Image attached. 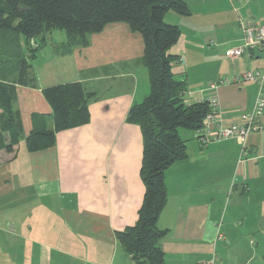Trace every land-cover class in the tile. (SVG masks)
I'll use <instances>...</instances> for the list:
<instances>
[{
  "label": "crops",
  "instance_id": "1",
  "mask_svg": "<svg viewBox=\"0 0 264 264\" xmlns=\"http://www.w3.org/2000/svg\"><path fill=\"white\" fill-rule=\"evenodd\" d=\"M182 1L186 20L170 12L164 22L180 30L169 54L176 79L185 81L184 102L215 98L222 125L241 124L258 87L229 80L262 73L264 49L226 53L243 48L246 27L264 22V0ZM182 21H192L189 46H179ZM42 38L29 58L20 35L0 31V84L12 97L18 131L13 152L0 150V264H131L116 233L135 225L145 191L141 132L126 120L149 92L142 38L123 23L92 34L86 47L68 48L62 31ZM72 83L94 94L89 122L28 152L31 130L52 128L43 90ZM258 123L245 145L179 134L186 159L165 171L157 221L166 230L158 242L165 264H264V113ZM9 138L0 131V145Z\"/></svg>",
  "mask_w": 264,
  "mask_h": 264
},
{
  "label": "trees",
  "instance_id": "2",
  "mask_svg": "<svg viewBox=\"0 0 264 264\" xmlns=\"http://www.w3.org/2000/svg\"><path fill=\"white\" fill-rule=\"evenodd\" d=\"M170 12L190 15L182 0H0V31L20 35L25 41L24 55L29 58L42 48V37L53 31L64 33L68 48L88 46L92 34L116 23L126 24L142 38L149 92L131 106L126 120L141 132L140 178L145 191L135 225L116 233L131 264H165L158 242L166 230L157 227L166 205L165 171L186 159V143L179 131L198 130L209 112L206 101L184 102L185 81L176 79L172 71L176 57L169 54L181 34L177 26L164 22ZM43 96L51 107L52 128H33L25 140L28 152L50 148L57 133L89 122L88 104L94 94L81 84L48 88ZM11 100L0 84V131L10 135L9 143L0 145V150L7 153L18 143Z\"/></svg>",
  "mask_w": 264,
  "mask_h": 264
},
{
  "label": "built area",
  "instance_id": "3",
  "mask_svg": "<svg viewBox=\"0 0 264 264\" xmlns=\"http://www.w3.org/2000/svg\"><path fill=\"white\" fill-rule=\"evenodd\" d=\"M245 43L243 48L229 50L226 55L229 57H239L247 49L262 50L264 48V25L248 26L244 29ZM230 82L251 83L258 87V94L252 111L243 114L240 117L241 124L222 125L219 119L218 103L215 98L207 101L209 112L204 117L201 127L195 131L196 138L205 144L212 141H223L228 139H237L245 145L246 138L251 132L260 129L259 118L264 113V70L262 73L248 71L240 78L230 79ZM221 82V81H220ZM215 89V85L211 86ZM209 264H215L213 261Z\"/></svg>",
  "mask_w": 264,
  "mask_h": 264
},
{
  "label": "rangeland",
  "instance_id": "4",
  "mask_svg": "<svg viewBox=\"0 0 264 264\" xmlns=\"http://www.w3.org/2000/svg\"><path fill=\"white\" fill-rule=\"evenodd\" d=\"M204 8V7H203ZM182 18H184V17H182ZM185 20H186V18H184ZM191 22L192 21H182L180 24L182 25V26H184L185 28H184V30H183V35H182V38H181V40H180V42H179V44H181V45H179V46H189L190 45V43H191V40H190V34L192 33V25H191ZM187 43V45H186V43ZM200 61H201V59H200ZM179 63H181V62H177V64H179ZM175 65V64H174ZM174 69V68H173ZM174 72H175V70H174ZM194 73L195 72H192L191 73V75H192V78H193V76H194ZM181 133H185L183 130H180L179 131V134H181Z\"/></svg>",
  "mask_w": 264,
  "mask_h": 264
}]
</instances>
